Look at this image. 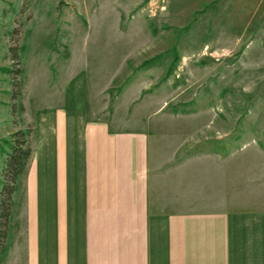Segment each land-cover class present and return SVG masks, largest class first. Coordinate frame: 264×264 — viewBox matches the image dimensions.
<instances>
[{"label":"rangeland","instance_id":"1","mask_svg":"<svg viewBox=\"0 0 264 264\" xmlns=\"http://www.w3.org/2000/svg\"><path fill=\"white\" fill-rule=\"evenodd\" d=\"M16 29L27 77L15 100L4 70ZM73 60L90 71V108L150 134L181 206L214 204L218 172L262 179L264 0H0V193L13 133L33 147L40 95ZM13 208L5 244L22 224Z\"/></svg>","mask_w":264,"mask_h":264},{"label":"crops","instance_id":"2","mask_svg":"<svg viewBox=\"0 0 264 264\" xmlns=\"http://www.w3.org/2000/svg\"><path fill=\"white\" fill-rule=\"evenodd\" d=\"M74 61L58 66L55 91L33 111L13 206L22 224L0 264H264V175L239 186V173L218 172L214 204L181 206L150 134L90 108V71Z\"/></svg>","mask_w":264,"mask_h":264},{"label":"trees","instance_id":"3","mask_svg":"<svg viewBox=\"0 0 264 264\" xmlns=\"http://www.w3.org/2000/svg\"><path fill=\"white\" fill-rule=\"evenodd\" d=\"M18 30L14 31V36L10 40L9 53L6 59H9L12 68L5 69L4 72L11 78L13 99L20 94L24 82L25 67L22 61L19 40L15 38ZM20 80L18 81V79ZM14 91V92H13ZM25 132L13 133L11 139V149L7 154L6 167L3 173L4 186L0 193V256L6 249L8 223L11 216V209L14 205V196L20 187L21 177L25 174L26 167L32 154L31 143ZM4 228V230L2 229ZM7 230V231H6Z\"/></svg>","mask_w":264,"mask_h":264}]
</instances>
